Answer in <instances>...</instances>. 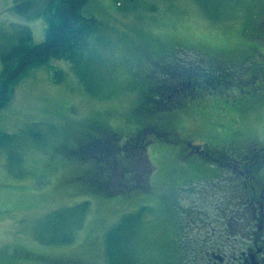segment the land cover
<instances>
[{
	"label": "rangeland",
	"instance_id": "374dc122",
	"mask_svg": "<svg viewBox=\"0 0 264 264\" xmlns=\"http://www.w3.org/2000/svg\"><path fill=\"white\" fill-rule=\"evenodd\" d=\"M15 2L0 0V46L16 43L23 28L30 29V42L43 41L45 18L40 25L39 18L15 12ZM263 3L88 0L82 13L99 22L90 49L92 92L68 60L50 58L21 77L0 110V132L8 134L0 142V264H108L106 232L125 214L136 215L126 226H131L128 246L136 264H178L177 241L195 238L192 229L181 228L185 210H213L221 180L187 179L207 173L189 172L168 141L155 137L148 149L151 191L108 195L78 180L92 164L88 151L85 157L75 150L93 122L127 143L131 133L154 120L151 116L166 112L145 97L155 82L153 59L164 56L169 64L202 56L221 83L205 99L172 109L178 112L167 120L180 134L194 142L214 134H256L264 123V85L250 78L254 68L264 66ZM83 200L88 210L70 243L35 238L48 211Z\"/></svg>",
	"mask_w": 264,
	"mask_h": 264
},
{
	"label": "flooded vegetation",
	"instance_id": "af4514ba",
	"mask_svg": "<svg viewBox=\"0 0 264 264\" xmlns=\"http://www.w3.org/2000/svg\"><path fill=\"white\" fill-rule=\"evenodd\" d=\"M195 67L191 66V69H196ZM174 72V83L184 76L193 81V86L187 85L179 93V98L186 99L187 103L201 98L197 87L202 83L198 75L192 76L186 70ZM250 81L264 85V66L253 70ZM205 95L202 98H206ZM260 126L262 130L258 131ZM257 127L256 134L250 136L234 133L225 138L214 134L204 138L202 142H194L193 138L180 134L172 124L162 127L157 123L144 132L135 133L127 143L118 141L119 137L115 134L96 131L82 138L83 141H80L76 150L85 146L88 152L94 148L92 150L97 153L99 149L102 164L110 163L113 166L111 172H108L110 178H115L116 175V178L121 179V184L127 187L128 179L145 178L144 186L141 181L138 186L141 190L151 191L149 177L146 179L139 173L135 175L132 169L134 161L125 160L124 149L128 148L131 156L135 154L136 157L139 152L147 159L148 149L155 142V137L165 139L171 145L172 152L181 155L178 158L182 163L189 165V172L198 169L207 173L203 174L206 176L199 174L187 179L221 180V190L216 188L218 197H215L213 210L206 209L203 212L193 207L185 210V224L181 228L189 231L192 229L191 233L195 238H179L177 241L178 264H264V123ZM139 146L141 150H138ZM97 157L94 154L95 160ZM123 166L128 169L127 172L130 170L131 178L125 174ZM148 169L151 173L152 167L149 166ZM88 171L91 175L92 168ZM133 192L136 191L131 193ZM218 199L220 203L217 202ZM182 230L180 229L181 232ZM50 264L76 263L58 260Z\"/></svg>",
	"mask_w": 264,
	"mask_h": 264
},
{
	"label": "trees",
	"instance_id": "16d2710c",
	"mask_svg": "<svg viewBox=\"0 0 264 264\" xmlns=\"http://www.w3.org/2000/svg\"><path fill=\"white\" fill-rule=\"evenodd\" d=\"M87 1L88 0H46L43 5H40L38 0H17V2L11 5V9L25 17L34 18L43 16L47 24L45 38L39 43L30 42L31 31L30 29L23 28V32L18 37L16 43L8 47L0 46V110L9 104L15 86L21 77L31 68L47 62L50 58L68 60L85 89L92 92L90 84L92 83L91 79L93 72L89 65L91 63V58L95 57V55L90 52V49L91 40L97 31L99 22L95 17L86 16L82 13V8ZM183 58H179L178 61H174L172 64H169L165 56L160 60L153 59L152 65L154 68L153 71H155V82L147 86L145 97L146 100H154L156 103L155 107L160 110H165L166 112L157 116H151L155 117L153 121H150L148 118L147 124L138 128L127 137L129 140L135 133L144 132V130L152 124L159 123L162 127L165 126V124H169V126L171 124L174 125L172 121L167 120V118L172 120L174 118V113L176 114L178 112L172 109L181 108V110H183L186 108V106L183 109L181 107L182 104L186 103V99H181L178 96L179 93L187 88V85L192 87L193 81H190L189 78L184 76L178 80L179 82L174 83L172 81V79L175 78L174 70L178 72L186 70L189 71L192 76L198 75L202 83L200 87L199 85L197 87V89H199V97L201 98L194 102L205 99L204 97L202 98V96L209 93L210 89L212 91L216 87H221V83L212 78L214 74H216V70H212L209 67L207 68L206 65L203 64L202 56L196 57L197 59ZM191 66H196L195 68L197 70L191 69ZM253 70L251 71L252 73ZM205 96H207V94ZM96 131L101 133H103V131L109 132L104 129L100 123L93 122L85 134V137H87L88 134L96 133ZM7 136V133L0 132V142ZM139 148L140 146L138 150H141ZM75 151L82 153L86 157L88 148L84 146L80 150ZM124 151L125 160L134 161L132 169L135 175L137 176L139 173L142 177H146V179L148 177L150 178L149 165L147 163L148 159L144 158L139 152L136 157L135 154L131 156L128 148H125ZM91 153H94V151L91 150ZM91 153L88 154L90 155L89 159H91L92 174L89 175V171L87 170L79 176L80 179L78 180L93 191H101L109 195L111 192L116 193L139 188L138 183H140V181L143 186L146 183L144 180L145 178L136 179L134 182H132L133 179H131L128 181L127 187L121 184V179H115L113 185L109 181L114 178H110L108 175V172H111L113 166L110 163L102 164L103 162L99 160V149L97 153H94L98 156L96 160L94 154L92 155ZM123 169L125 174L131 175V173H129L130 170L127 172L128 169L126 167L124 168V166ZM136 182L137 185L135 184ZM139 189H141V187ZM87 210L88 201L83 200L73 206L71 205L48 211L41 223H39L40 229L38 233H36L35 238L47 243H70L73 240L74 233L78 229V226L83 224L82 221ZM135 218L136 215L123 216L118 223L111 226L106 232L105 254L108 264H136V260L131 255V249L128 246L131 239V226L128 227V230L126 227ZM68 261L70 262V260Z\"/></svg>",
	"mask_w": 264,
	"mask_h": 264
},
{
	"label": "crops",
	"instance_id": "0c3cea01",
	"mask_svg": "<svg viewBox=\"0 0 264 264\" xmlns=\"http://www.w3.org/2000/svg\"><path fill=\"white\" fill-rule=\"evenodd\" d=\"M38 18H39V21H40L39 24L42 25V23H41V22H42V21H41L42 19H41L40 17H38ZM36 27H37V26H35V25L33 24V28H34V30L37 29ZM37 30H38V29H37Z\"/></svg>",
	"mask_w": 264,
	"mask_h": 264
}]
</instances>
